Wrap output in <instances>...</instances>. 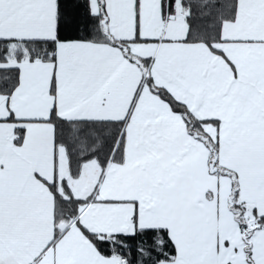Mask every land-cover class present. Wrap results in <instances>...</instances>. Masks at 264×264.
Masks as SVG:
<instances>
[{
	"label": "snow or ice",
	"instance_id": "snow-or-ice-1",
	"mask_svg": "<svg viewBox=\"0 0 264 264\" xmlns=\"http://www.w3.org/2000/svg\"><path fill=\"white\" fill-rule=\"evenodd\" d=\"M0 264H264V0H0Z\"/></svg>",
	"mask_w": 264,
	"mask_h": 264
}]
</instances>
